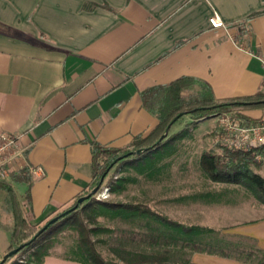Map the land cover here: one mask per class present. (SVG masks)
<instances>
[{"label": "crops", "instance_id": "0c3cea01", "mask_svg": "<svg viewBox=\"0 0 264 264\" xmlns=\"http://www.w3.org/2000/svg\"><path fill=\"white\" fill-rule=\"evenodd\" d=\"M214 13L224 28L210 26ZM184 76L208 83L218 101L263 91L264 0H0V130L23 134L32 182H8L31 224L90 193L93 144L128 149L148 135L159 121L142 92ZM7 196L0 188V262L11 246ZM206 219L191 225L264 251V205L221 207ZM189 259L250 264L199 252ZM44 264L83 263L49 256Z\"/></svg>", "mask_w": 264, "mask_h": 264}, {"label": "trees", "instance_id": "16d2710c", "mask_svg": "<svg viewBox=\"0 0 264 264\" xmlns=\"http://www.w3.org/2000/svg\"><path fill=\"white\" fill-rule=\"evenodd\" d=\"M141 95L144 108L157 117L159 121L157 126L148 135L136 137L128 149H111L94 143L93 186L100 183L103 175L121 156L132 151L136 154L137 151L144 150L142 154H136L139 158L134 162L138 167L140 164L147 166L158 159V154H161L165 146L171 147L170 143L173 142V138L163 139V137L167 129L177 123L174 119L182 113L198 122L229 112L233 108L264 111V90L251 97L218 101L208 83L191 76H184L169 84L152 87L143 91ZM237 117L246 127L264 123V116L260 119H253L239 113ZM222 150V153L213 151L203 153L200 167L206 177L214 183L243 186L264 205V178L253 171L254 166L264 164L256 160V156L263 150L243 152L227 147ZM11 180L16 184H30L32 182L30 170L24 168L12 173ZM0 188L7 191V209L13 220L10 228V252L31 241L39 230L25 215L12 183L0 180ZM98 209H105L118 217L129 220L134 225L133 230H120L119 237L122 243L159 247L163 249L162 253H138L123 247L112 249L115 258L107 259L98 250L96 242L88 234L83 233L74 249L77 258L67 260L83 264H194L190 259L179 261L170 258L168 248L178 247L190 253H208L250 264H264V251L250 247L244 239L232 241L221 231L171 220L142 204H111L105 201H95L93 198L81 209L77 208L50 226L37 240L26 245L17 254L20 255L33 249L30 259L13 261L9 264H44L46 258L50 256L48 246L42 245L45 236L75 215L96 213ZM97 214H94V220L98 217ZM224 246L234 248V250L224 249Z\"/></svg>", "mask_w": 264, "mask_h": 264}, {"label": "rangeland", "instance_id": "374dc122", "mask_svg": "<svg viewBox=\"0 0 264 264\" xmlns=\"http://www.w3.org/2000/svg\"><path fill=\"white\" fill-rule=\"evenodd\" d=\"M245 111L247 110L233 108L223 114L240 120L237 114H243ZM218 121L217 118L214 126L211 124V118L196 122L191 116H183L167 136L173 138L171 147L165 146L161 154H158V159L147 166L140 164L138 167L134 161L139 156L132 151L134 154L118 160L117 164H113V167L107 170L102 187L90 199L111 204H142L171 220L186 225L206 222V217L217 215L221 207L237 209L263 205L247 188L214 183L201 170L200 159L204 152L222 153V149L226 147ZM253 171L264 178V164L254 166ZM97 186L98 184L93 190ZM106 189H109V192L107 197H104L103 192ZM90 199L80 204L78 208L81 209ZM96 213L98 217L94 220ZM96 213L75 215L50 231L42 242V245L48 246L50 256L63 259L77 258L74 249L83 233L88 234L96 242L98 250L107 259L115 258L113 250L123 247L138 253H162L163 249L159 247L122 243L119 237L120 230H133L134 225L129 220L105 209H98ZM48 222L39 224L37 229H42ZM224 247L227 250H234L233 247V249ZM168 249L170 258L174 260L183 261L189 259L191 255L188 250L178 247ZM32 251L33 249L17 255L9 259L6 264L30 259Z\"/></svg>", "mask_w": 264, "mask_h": 264}, {"label": "built area", "instance_id": "2783aa9c", "mask_svg": "<svg viewBox=\"0 0 264 264\" xmlns=\"http://www.w3.org/2000/svg\"><path fill=\"white\" fill-rule=\"evenodd\" d=\"M209 24L212 28H224L225 23L217 13L209 18ZM219 127L224 135L225 146L232 150L243 152H255L262 149L263 152L256 156V160L264 162V123H257L250 127L242 124L238 118L221 114L217 116ZM23 134L9 133L0 130V180L9 181L11 174L16 173L26 166L27 148L21 144ZM32 174L41 177L44 171L41 167L32 169ZM109 189L103 192L107 197Z\"/></svg>", "mask_w": 264, "mask_h": 264}, {"label": "water", "instance_id": "95a60500", "mask_svg": "<svg viewBox=\"0 0 264 264\" xmlns=\"http://www.w3.org/2000/svg\"><path fill=\"white\" fill-rule=\"evenodd\" d=\"M183 116H185V113H182L180 115H178L175 119L174 122L178 121L180 118H182ZM171 127H169L166 131V134L164 135L163 139L166 138L170 132ZM144 152V150H140L137 151L136 154H142ZM132 154H134V152H131L127 155H124L123 157L119 158V160H122L124 158H127L128 156H131ZM118 162V161H117ZM115 162V163H117ZM113 167V165L108 169V171ZM108 171L103 175L100 183L98 184V186L88 195L85 197H81L77 203L71 207L70 209L64 211L63 213L57 215L56 217H54L53 219H51L42 229L39 230V232L33 237V239L31 241H29L26 244H22L20 247H18L17 249H14L10 252H8L2 259V261L0 262V264H5L9 259H11L12 257L16 256L22 249L25 248L26 245L31 244L32 242H34L35 240H37V238L42 235L50 226H52L53 224H55L56 222H58L60 219H62L63 217L69 215L70 213H72L73 211H75L80 204H83L86 200L90 199L93 195H95L98 190H100V188L102 187L105 177L108 173Z\"/></svg>", "mask_w": 264, "mask_h": 264}]
</instances>
